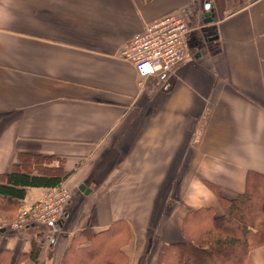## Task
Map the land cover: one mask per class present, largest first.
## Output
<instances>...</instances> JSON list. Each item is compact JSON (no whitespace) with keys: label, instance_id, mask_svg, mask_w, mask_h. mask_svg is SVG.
<instances>
[{"label":"crops","instance_id":"0c3cea01","mask_svg":"<svg viewBox=\"0 0 264 264\" xmlns=\"http://www.w3.org/2000/svg\"><path fill=\"white\" fill-rule=\"evenodd\" d=\"M169 12L191 27L187 56L141 78L119 52ZM18 151L62 157L72 196L56 230L0 231L13 259L36 237L24 264H60L72 235L121 220L127 264H158L187 209L223 213L211 185L230 198L264 174V0H0V173ZM248 260L264 264V245Z\"/></svg>","mask_w":264,"mask_h":264},{"label":"trees","instance_id":"16d2710c","mask_svg":"<svg viewBox=\"0 0 264 264\" xmlns=\"http://www.w3.org/2000/svg\"><path fill=\"white\" fill-rule=\"evenodd\" d=\"M66 177L62 157L18 151L10 169L0 173V211L13 213L22 206L27 188L49 189ZM211 188L223 213L213 215L205 207L187 209L181 240L160 247L158 264H250L248 252L264 245V174L247 171L244 190L230 198ZM128 238L121 220L97 232L85 228L70 237L60 264H127L121 246ZM81 241L87 242L79 245ZM41 248L42 243L32 238L30 248L13 259L11 251L0 246V264L36 263Z\"/></svg>","mask_w":264,"mask_h":264},{"label":"built area","instance_id":"2783aa9c","mask_svg":"<svg viewBox=\"0 0 264 264\" xmlns=\"http://www.w3.org/2000/svg\"><path fill=\"white\" fill-rule=\"evenodd\" d=\"M190 31L191 27L180 15L169 12L147 22L140 32L130 37L119 54L133 65L139 77L154 76L161 81L187 56ZM162 87L167 89L169 84L163 81ZM71 196V189L62 183L49 188L42 197L21 207L18 220L10 226L19 228L44 223L56 230ZM0 229H4V224Z\"/></svg>","mask_w":264,"mask_h":264},{"label":"rangeland","instance_id":"374dc122","mask_svg":"<svg viewBox=\"0 0 264 264\" xmlns=\"http://www.w3.org/2000/svg\"><path fill=\"white\" fill-rule=\"evenodd\" d=\"M64 186L68 187L69 186L65 183H63V181L61 182ZM70 189V188H69ZM24 205L20 206L16 211H14L13 213H8V212H4V211H0V225L4 224V229H6L9 232H16V231H20L25 229L26 227H19V228H13L10 226V224L16 222L18 220V214H19V210L21 207H23ZM37 225L39 224H44V223H34ZM31 225V224H30ZM47 225V224H44ZM33 229V228H32ZM33 231H38L37 229L34 228ZM34 239H36V241H39L38 238L36 237H32ZM159 257V255H158Z\"/></svg>","mask_w":264,"mask_h":264},{"label":"water","instance_id":"95a60500","mask_svg":"<svg viewBox=\"0 0 264 264\" xmlns=\"http://www.w3.org/2000/svg\"><path fill=\"white\" fill-rule=\"evenodd\" d=\"M204 9L206 10L205 12H204V18H203V22H210L212 19H213V17H212V14H211V11H210V3L208 2V1H206L205 2V4H204ZM78 189L79 190H84L85 191V193H88V189H85V187H84V185H82V184H80L79 186H78ZM3 229H1V231H2Z\"/></svg>","mask_w":264,"mask_h":264}]
</instances>
